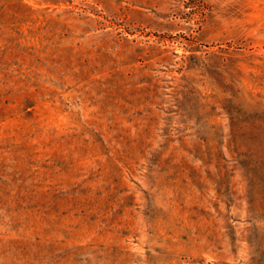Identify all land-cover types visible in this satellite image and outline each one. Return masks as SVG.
I'll use <instances>...</instances> for the list:
<instances>
[{"label":"rangeland","instance_id":"obj_1","mask_svg":"<svg viewBox=\"0 0 264 264\" xmlns=\"http://www.w3.org/2000/svg\"><path fill=\"white\" fill-rule=\"evenodd\" d=\"M0 264H264V0H0Z\"/></svg>","mask_w":264,"mask_h":264}]
</instances>
